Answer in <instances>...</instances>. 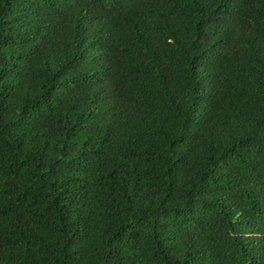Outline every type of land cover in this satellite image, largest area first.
<instances>
[{
  "label": "trees",
  "instance_id": "obj_1",
  "mask_svg": "<svg viewBox=\"0 0 264 264\" xmlns=\"http://www.w3.org/2000/svg\"><path fill=\"white\" fill-rule=\"evenodd\" d=\"M0 264H264V0H0Z\"/></svg>",
  "mask_w": 264,
  "mask_h": 264
}]
</instances>
